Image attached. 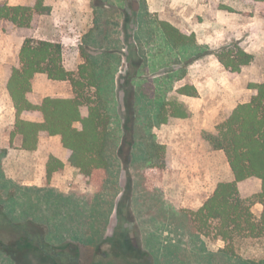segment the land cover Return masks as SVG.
I'll return each instance as SVG.
<instances>
[{"label": "rangeland", "instance_id": "1", "mask_svg": "<svg viewBox=\"0 0 264 264\" xmlns=\"http://www.w3.org/2000/svg\"><path fill=\"white\" fill-rule=\"evenodd\" d=\"M123 1L44 0L46 10L30 28L7 25L3 31L0 24V61L4 60V49L9 48L13 50L9 62L19 66L16 49L20 40L34 38L38 26L47 29L51 21V36H46L56 37L62 43L67 70L75 72L78 62L85 61L84 50L96 57L99 67L104 69V96L108 100L109 131L114 140L108 157L107 181L100 194H92L82 176L67 167L68 177L63 168L56 182L59 189L70 195L58 199L42 193L29 194L15 187L14 197L0 193L1 213L26 234L42 235L40 240L55 248L51 251L54 257L61 243L81 242L88 248L84 254L95 256V264H264V235L238 236L224 242L216 236V221L195 234L188 221L189 216L195 219L192 214L212 196L219 183L232 180L224 153L209 151L200 134L214 132L230 109L249 102L254 94L252 85L263 80L264 14L254 0H144L153 19L168 21L195 35L200 50L187 63L191 52L183 54L166 47L159 35L148 34L146 24L135 33L139 42L134 40V31L130 33L132 44L124 42L119 32L123 21L119 8ZM0 2L34 7L36 0ZM96 28L101 30L94 35L97 42L86 48L84 38ZM102 31L110 39L104 40ZM134 43L138 44V54L133 50ZM226 47H238L254 56L236 77H230L216 57ZM102 48L115 51L116 56L103 55L99 51ZM134 63L139 66L136 72L139 78L134 82L137 95L133 99L139 117L136 127L139 137L133 155L126 159V155L122 157L117 152L126 117L121 86L126 73L133 72ZM108 72L110 75H106ZM185 85L194 86L195 97L179 94L178 90ZM57 86L51 84V90L61 92L63 88ZM176 101L184 104L191 116L170 117L159 127L154 124L151 133L162 149L156 166L144 174L146 162L142 151L146 142L140 137L144 131L141 123L151 120L162 102L170 115ZM86 111L83 107L82 112ZM50 178L47 175L48 181ZM128 187L130 198L125 195ZM260 189V182L243 188L240 198H250ZM262 210L259 203L251 209L256 218ZM1 222L3 219L0 226H4ZM2 235L0 241L4 239ZM113 237L118 238L115 245L111 242ZM126 242L130 246L128 251L122 248ZM97 244L100 248L95 253L92 249ZM141 252L145 255L139 258ZM0 264L15 263L0 252ZM41 264L53 263L42 259Z\"/></svg>", "mask_w": 264, "mask_h": 264}, {"label": "trees", "instance_id": "2", "mask_svg": "<svg viewBox=\"0 0 264 264\" xmlns=\"http://www.w3.org/2000/svg\"><path fill=\"white\" fill-rule=\"evenodd\" d=\"M123 2V6L119 8L123 19L122 30L119 32L123 34L124 42L131 45L132 43L129 42L132 40L131 32L134 31L133 36H135V33L137 34L146 24L149 26V35H159L164 45L174 51L183 54L191 52L186 62L193 61V57L197 54L194 52L200 50L193 33L178 29L169 22L153 19L146 10L144 0H124ZM254 2L264 14V0H254ZM45 10L44 0H36L34 7L13 6L0 2V24L3 31L7 29V25L28 29L35 18L44 14ZM97 30L101 31L96 28L85 36L86 48L97 42L94 36ZM103 33L104 40L110 39L107 33V36L105 32ZM137 39L139 42L138 35L134 40L137 41ZM137 46L138 44L134 43L133 50L138 54ZM86 51L82 52L84 63L80 64L75 72L68 71L63 66V50L60 43L25 37L19 52V66L11 69L7 82V90L16 110V121L11 137L15 134L22 135V148L33 150L37 146L40 134L59 135L63 147L71 153L69 158L71 165L78 169L79 174L86 180V184L95 190L94 194H100L107 181L108 157L114 140L109 131L111 115L107 111L108 100L104 96L106 91L104 69L99 67L96 57L90 56ZM99 51L109 58L116 56L115 51L110 49L102 48ZM216 57L230 77L238 76L242 68L248 66L254 59L252 54L238 47L222 48ZM138 67L135 63L133 64V72L126 73L121 86L124 91L126 117L122 127L123 137L120 146L117 147V152L122 157L126 155V159L133 155L132 150L139 137L136 130L139 117L135 114V100H133L137 95L136 89L134 91V82L139 78L136 73ZM36 74H44L54 81L70 82L74 97H47L41 104L34 105L29 101V94L31 93V81ZM251 88L254 94L249 102L230 109L226 119L216 126L214 132L202 131L200 134V140L207 145L209 151L224 153L233 179L216 186L213 195L192 214L195 219L188 217L189 227L193 234L208 228L209 222L216 221V236L224 242L238 236L259 238L264 235V78ZM178 92L181 95L192 97L197 94L192 85H185ZM84 106L87 107V115L81 113V108ZM23 112H38L43 122L24 121L21 119ZM190 116L191 113L186 106L177 101L172 104L171 114L167 115L165 103L162 102L158 107V112L151 116V120L142 121L144 131L140 137L146 142L145 150L142 151L143 157L141 156L146 162L143 167L144 174L147 173V169L156 166L162 149L161 145L156 144L151 133L154 124L159 127L166 124L170 117L185 119ZM76 123L80 128L74 127ZM51 161L62 166L53 158L50 159ZM47 167L48 172L54 171L51 163ZM258 181L261 182V189L257 194L247 199L240 198L239 186L246 188ZM127 191L125 195L130 198V187ZM257 203L263 206L259 218L254 217L251 211ZM1 212L0 205V219L4 220L3 223L1 222L4 226H0V235L3 234L4 237L0 241V252L7 258L9 257L13 263L32 264L30 259L36 261L35 264H41L42 259H50L53 264L96 263L94 255L84 254L85 249L88 248L81 242L61 243L57 247L59 253H56L54 257L51 251L55 248L43 242V239L40 240L42 235L26 234L19 225L14 224ZM5 234L9 236L6 237ZM116 240H118L117 237L111 239L113 245L117 242ZM122 245H125L122 247L126 249L125 251L130 250L129 242ZM99 248L97 244L92 250L96 253ZM144 255L145 253L141 252L139 258ZM133 264H139V262Z\"/></svg>", "mask_w": 264, "mask_h": 264}, {"label": "crops", "instance_id": "3", "mask_svg": "<svg viewBox=\"0 0 264 264\" xmlns=\"http://www.w3.org/2000/svg\"><path fill=\"white\" fill-rule=\"evenodd\" d=\"M52 24L53 23L51 21L50 26L47 27V29H43L42 26L39 25L35 33L36 36H34V38L37 40H46L60 43L58 38L48 37L51 36L49 32L53 29ZM23 40H20V42L18 43V48L16 49V53L18 56L23 44ZM63 50H65V48H63ZM4 52V60L0 61V148L2 149L0 150V193H6L8 196L14 197V189L15 187H18V189L21 188L22 190L29 191V194H32V192L42 193L44 196L52 195L58 199H63V197L70 195V193L64 192L59 189L60 184L56 182L57 178H59L60 175L63 174V172H60L61 169H65V176L67 177V167L72 168V170L74 172L76 171L78 174L79 172L78 169L72 166L69 162L71 153L63 147L61 143V137L59 135L48 136L45 134H40L38 137L37 146L33 150H26L22 148V135L15 134V136L11 137V133L14 131V125L16 121V110L7 90V82L11 75V69L16 65L9 62V54L10 52L12 54L13 50L6 48L4 49ZM83 63L80 61L78 62L79 65ZM63 66H66L64 60ZM51 84H58L59 86H57V88H63V90H60L61 92H54L51 90ZM47 97L73 98L74 94L70 82L54 81L48 79L44 74H36L31 81V93L29 94V101L34 105H39ZM82 108L81 113L83 115H87L88 110L86 111V113H84L82 112ZM85 108L87 109V107ZM21 119L24 121L35 123L43 122V118L38 112H23L21 114ZM74 127L80 128L78 123L74 124ZM56 149L58 154L56 153ZM52 158L60 162L62 166H59L57 162H52L51 165L54 167V171L48 172L47 166L50 161L49 159ZM47 175H51L50 181L47 180ZM18 180H20V182H18ZM258 182L254 184H257ZM86 186L90 190H92V194H94L95 190L93 188H90L87 184ZM241 189L243 188L239 186V192L241 191ZM28 197H31V195H29ZM30 200L33 199L30 198Z\"/></svg>", "mask_w": 264, "mask_h": 264}]
</instances>
